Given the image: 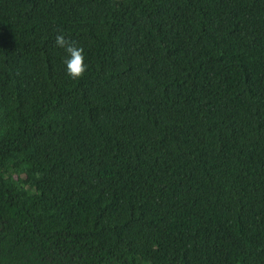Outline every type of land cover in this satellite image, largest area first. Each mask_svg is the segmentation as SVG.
Returning <instances> with one entry per match:
<instances>
[{
    "label": "trees",
    "instance_id": "16d2710c",
    "mask_svg": "<svg viewBox=\"0 0 264 264\" xmlns=\"http://www.w3.org/2000/svg\"><path fill=\"white\" fill-rule=\"evenodd\" d=\"M0 264H264V0H0Z\"/></svg>",
    "mask_w": 264,
    "mask_h": 264
},
{
    "label": "clouds",
    "instance_id": "9594fccd",
    "mask_svg": "<svg viewBox=\"0 0 264 264\" xmlns=\"http://www.w3.org/2000/svg\"><path fill=\"white\" fill-rule=\"evenodd\" d=\"M55 45L64 49L67 57L64 60L66 65L67 75L72 79H78L83 76L86 71V65L84 63V49L65 38L63 34L55 36Z\"/></svg>",
    "mask_w": 264,
    "mask_h": 264
}]
</instances>
